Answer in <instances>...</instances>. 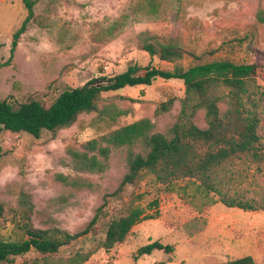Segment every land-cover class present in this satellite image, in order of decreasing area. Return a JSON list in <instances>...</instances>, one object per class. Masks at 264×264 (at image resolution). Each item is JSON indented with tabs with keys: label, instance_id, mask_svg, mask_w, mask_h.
I'll list each match as a JSON object with an SVG mask.
<instances>
[{
	"label": "rangeland",
	"instance_id": "rangeland-1",
	"mask_svg": "<svg viewBox=\"0 0 264 264\" xmlns=\"http://www.w3.org/2000/svg\"><path fill=\"white\" fill-rule=\"evenodd\" d=\"M154 1L155 12L148 0H36L34 18L12 54L13 36L27 11L24 0H0V99L16 104L38 100L48 107L66 90L114 77L134 65L172 71L177 65L186 69L216 60L256 63V83L243 105L257 113L264 153V24L257 20L264 0ZM153 38L177 44L183 58L176 63L151 58L141 43ZM213 92L221 98L220 115H225L229 89L218 86ZM185 97L183 81L158 79L151 86L103 93L94 113L80 115L69 128L44 131L39 139L2 132L0 240L28 239L21 214L25 201L32 205L35 229L75 234L86 228L105 197L115 194L107 198L106 217L89 235L63 247L50 262L32 247L14 264H65L77 252H93L83 264H221L245 256L264 264V162L242 155L226 163L216 172L219 192L210 199L199 194L201 182L195 180L153 189L140 183L119 192L129 171L126 147L111 148L107 160L99 157L106 167L102 173L82 171L73 162L70 150L83 151L88 141L139 120H150L164 134L188 120L207 128L206 112L195 109L194 101L182 112ZM133 151L140 152L141 146ZM66 178L90 186L79 189ZM220 193L256 209L227 207L219 201ZM154 200L158 207L150 208ZM131 202L156 219L135 225L124 243L107 252L101 246L105 224L126 212ZM154 241L174 251H155L135 261L138 250Z\"/></svg>",
	"mask_w": 264,
	"mask_h": 264
},
{
	"label": "trees",
	"instance_id": "trees-1",
	"mask_svg": "<svg viewBox=\"0 0 264 264\" xmlns=\"http://www.w3.org/2000/svg\"><path fill=\"white\" fill-rule=\"evenodd\" d=\"M36 0H24L27 17L21 27L15 32L12 42V54L15 52L21 36L26 32L29 23L34 18ZM148 8L155 12L157 3L148 0ZM257 20L264 24V10L257 12ZM141 46L151 58L156 56L162 61L176 63L184 56L180 46L175 43H163L156 38L142 41ZM194 56V55H193ZM259 66L256 63H235L230 60H216L192 65L184 68L177 65L174 70H163L152 65L140 67L130 66L125 72L110 78L93 79L81 87L66 90L61 93L50 106H45L38 100L25 103H11L0 99V134L27 133L36 139L41 138L44 131L55 133L60 129L69 128L76 123L82 114L94 113L103 93L118 92L127 87L151 86L156 80H181L186 87V97L183 99L182 112L191 101L194 108L205 110L208 126L205 129L197 127L191 120L175 124L168 133H158L155 125L148 119L136 121L118 128L98 140L88 141L84 150H70L69 153L77 168L91 173H102L106 167L99 157L107 160L113 147L129 149V171L124 176L118 191H124L127 186L144 183L151 189L158 186H171L180 180L200 181L196 188L199 194L210 199L212 193L219 192L214 180L218 169L242 155L250 156L255 162H264V153L259 146V118L252 110L244 109L243 98L255 86ZM223 86L229 89L228 110L220 115L221 98L214 94V89ZM166 108V107H165ZM123 115L122 112L117 114ZM113 119V117H112ZM105 144V145H103ZM140 145L141 151L135 153L134 147ZM207 146V150L200 148ZM92 153V155H90ZM3 149L0 144V160ZM194 181V182H195ZM79 189L89 187L86 183H78L65 179ZM219 201L227 207H237L241 210H255L249 202L228 198L222 193ZM104 204L97 210L86 228L75 234L49 230L35 229L31 223L32 205L25 201L21 203V214L25 220L24 228L28 239L23 242H7L0 240V264H14L15 258L28 254L32 247L50 258L59 254L61 249L72 241L87 236L106 217ZM141 195L139 199H142ZM211 202H217L213 199ZM150 208L158 207V201L149 204ZM147 208L131 202L126 212L112 217L105 224V239L102 248L111 251L117 244H122L132 231V228L145 220L156 219L155 215L147 214ZM4 215V207L0 204V219ZM59 233L61 236L56 237ZM155 251L172 253L174 248L160 241H154L141 247L135 261L142 256L151 255ZM93 252L83 254L77 252L65 264H83L89 260ZM27 264V263H24ZM36 264V263H35ZM50 264V263H49ZM221 264H256L251 256L228 260Z\"/></svg>",
	"mask_w": 264,
	"mask_h": 264
},
{
	"label": "crops",
	"instance_id": "crops-1",
	"mask_svg": "<svg viewBox=\"0 0 264 264\" xmlns=\"http://www.w3.org/2000/svg\"><path fill=\"white\" fill-rule=\"evenodd\" d=\"M138 260H139V259H138ZM138 260H137V261H138Z\"/></svg>",
	"mask_w": 264,
	"mask_h": 264
}]
</instances>
